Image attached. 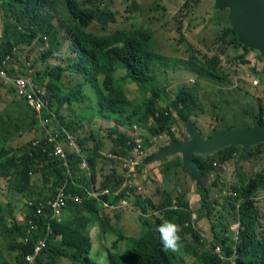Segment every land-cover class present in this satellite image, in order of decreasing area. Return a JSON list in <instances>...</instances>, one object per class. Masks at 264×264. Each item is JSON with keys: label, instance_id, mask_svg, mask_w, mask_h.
<instances>
[{"label": "trees", "instance_id": "trees-1", "mask_svg": "<svg viewBox=\"0 0 264 264\" xmlns=\"http://www.w3.org/2000/svg\"><path fill=\"white\" fill-rule=\"evenodd\" d=\"M61 2L66 4L73 18V22L65 24V27H68L66 43L70 50L67 65L62 59L68 51V48H63L61 26L64 22L56 24ZM0 10L3 18L0 62L8 56L13 58L7 67L10 75L17 73V70L23 72L19 48L33 45L37 41L48 46L45 59L57 57L59 61L58 65L46 70L42 75L36 74L32 80L36 90L47 103V108L42 112L43 118L50 117L56 130H60L59 142L64 144L66 152L64 159L50 157L49 152L56 147V143H50L44 138L45 130L38 127L37 112L13 90L14 87H11L14 99L22 102L27 112L32 114L31 127L39 132V136L31 142L30 147L22 151L14 147V140L10 141L5 137L0 139V192L3 188L2 180H7L10 185L9 192L15 190L16 194L28 197L36 205L45 204V207L43 214L37 217L35 210L25 209L26 218L20 222L12 214L10 205L0 199V239L8 243L7 249L13 256V262L3 259L0 264H13L15 258L14 264H27L26 257L34 254L38 240L42 239L49 229L47 247L36 264H60L61 259H67L70 264H99L90 257L94 250L91 236L94 225L100 228V239L109 243L104 247L107 264H186L178 254H187L191 257L192 264H264V206L262 211L257 207L262 203L257 193L264 188V170L249 180L241 178L230 188L237 196L234 198L227 193L222 202L217 198H210V191L205 186L199 187V203L205 212L212 236L211 243L208 244L200 241L201 234L195 225H192L193 212L189 201L182 194L178 195L176 200L169 198L158 206L148 200L149 197H135L132 202L140 212L138 218L143 227V233L139 237L125 236L123 229L118 225L119 213L111 209L108 210L115 214L113 217L105 213V204L115 206L122 198L130 199L126 191L118 197L106 195L100 200L91 196L93 188L97 186L98 160L106 161V158L101 156L98 145H91L96 140L92 131L89 132L91 136H86L83 131L85 134L77 136V140L73 137L77 148L70 145L62 129L74 136L81 130L83 122L68 120L63 114L65 107L71 109L75 104L96 103V118L99 116L115 124L113 134L116 137L109 138L113 143V156L126 158L132 154L135 140L121 131L120 127L134 128L133 124L145 121L150 124L151 137L167 134L171 141H176L178 138L176 139L175 132H172L177 130L176 126L181 125L184 130L180 127L179 132L186 136V122L195 125L192 117L197 118L200 114H197L200 106L197 86L180 88L174 99L168 98L166 88L153 86L157 80L155 64L162 63L164 59L152 45V31L133 29L97 34L92 31L95 25L100 26L102 31H107L111 24H117L118 16L110 8L101 10L87 0H0ZM126 19L128 22V17ZM179 33H182L181 29ZM215 41L221 53L228 48L233 52L241 50L243 54L235 57L237 60L240 56L244 63L245 53L253 51L238 43L229 25V16L227 26L221 29V36ZM180 42L185 43L183 33ZM188 48L190 47H187L190 54L188 64L197 67L200 78L211 81L226 79L217 55L199 56V53ZM119 73L123 75L118 76ZM256 76L261 83L264 82V73H257ZM119 81L122 84L130 81L136 85L146 94L143 100L138 102L131 99L125 87L119 85ZM89 89L91 92H88ZM91 94L95 96V102L91 99ZM161 101L166 103L165 108L161 107ZM245 114L247 115L238 117L239 120H250L248 126L251 125L253 116L264 125L262 104H258L255 115L252 111H246ZM234 124L232 120H225L218 129H229L222 127ZM14 139L16 140L15 137ZM238 151L243 160L256 154H261L264 159L263 144L256 146L247 155L241 147L231 146L206 159L197 155L193 159L201 170L209 174L215 172L214 161L225 164ZM173 158H169L167 163L188 172L182 157L178 160ZM36 174L41 175L43 187L34 182L33 176ZM124 179V176L112 179L108 174L101 187L116 191ZM59 188H63L67 196V208L61 216L53 217L47 203L55 200ZM76 198L80 201H76ZM174 201L178 205L177 209L170 208ZM214 205L221 206L218 216L213 212ZM150 207L155 212H151ZM156 212L158 214H155ZM165 220H171L181 226L183 248L178 254L161 250L160 238L155 234L154 226L162 224ZM30 221L39 227L31 235L28 234ZM233 225L237 226L235 235L230 231ZM25 238H29L28 243H25ZM216 247H219V253L215 251Z\"/></svg>", "mask_w": 264, "mask_h": 264}, {"label": "rangeland", "instance_id": "rangeland-1", "mask_svg": "<svg viewBox=\"0 0 264 264\" xmlns=\"http://www.w3.org/2000/svg\"><path fill=\"white\" fill-rule=\"evenodd\" d=\"M81 1L83 2V0ZM87 1L92 2L101 10L105 8L109 10L110 8L118 16L117 24H111L109 26L110 29L107 31H102L100 26L95 25L92 31L97 34L104 35L108 32L133 29H147L154 33L152 45L164 60L160 64H155L157 80L153 83V86L160 85V87L166 88L169 99H174L176 93L182 87L197 86L200 97V106L197 114H200L197 118L192 117V120L195 121L194 126L203 139L208 138L213 131L221 130L218 128L225 120H232L235 124L222 128L247 127L250 120H239L238 116L247 115L245 114L246 111H252L253 115H255L259 103L264 107V82L261 83L256 76L257 73H264V57L260 56L258 52L250 50L248 53H245L246 63H244L240 59V56L243 54L241 50L233 52L228 48L224 53L219 51V46L215 40L221 36V29L227 26L229 13H227V10H215L214 0ZM126 17L129 19L128 22ZM60 21L64 22V25L61 26V29H63V48L67 50L68 27H65V24L73 22V18L69 14L64 2L59 4L56 24L60 23ZM2 22L3 18L0 10V36L2 35ZM179 29L182 30L185 43L180 42L182 33H179ZM186 44H188L187 47H190L188 49L199 53V56L211 57L217 55L219 66L226 74V79L211 81L200 78L197 73V67L188 64L190 54L188 53ZM47 50L48 46L42 45L40 41L35 42L33 45L20 47L19 54L21 55V65L23 66L22 71L26 74L27 66L30 64L28 69L32 72L31 76L35 77L36 74L42 75L46 70L58 65L59 61L57 57L45 59ZM237 55L240 56L236 60L235 56ZM69 56L70 50L68 48L66 57H62L65 60V65H67V58ZM199 56L196 57L200 59ZM121 75L123 73H119L118 76ZM254 79L257 80V86H253L251 83ZM5 83L0 81V139L2 140L5 137L10 141L14 140V147H18L17 150L22 151L30 147L31 142L33 143V140L38 138L39 132L34 131V127H31L33 117L30 112H27L26 106L14 99V93L11 90L13 86ZM119 85L125 87L127 95L138 102L143 100L146 95L136 85L131 84L130 81L126 84H122L119 81ZM88 92H91V90L89 89ZM91 99L95 102L93 94H91ZM160 105L165 108L166 103L161 101ZM96 106V103L75 104L72 107L73 110L72 108L65 107L63 114L67 116L68 120H76L79 123L83 122L79 133L74 136L72 135L76 140L77 136L85 134L83 131L86 132V136H91L90 131L94 133L96 140L91 145H98L101 156L106 158V161L103 159L98 160L97 171L99 175L97 176V186L95 188H99V185L102 184V181H105V176L108 174L112 179L124 176V165L126 162L134 159L135 154L133 150L129 158L113 156V143L110 139L112 136H115L113 134L115 124L99 116L96 118ZM253 118L256 117L253 116L251 119ZM133 125H135L134 128L131 126L120 127V130L132 136L134 140L141 138L143 146L147 150H145V154L141 159L143 166H140L137 171V182H134L137 184L131 187L132 191L136 194H146L143 195L146 197H153L157 206L165 203L169 198L176 200L178 195H184L186 200L188 199L189 201L192 212L195 213L194 227L201 234L200 241L207 244L211 243L212 236L209 231V223L199 203V187L205 186L210 191V198H217L222 202L227 193L230 196H232L231 193H235L230 188L239 182L241 178L242 180H249L256 173L264 170L263 156L256 154V156L243 160L238 151L225 164L214 161L213 167L215 168V172L207 174L200 169L202 182L197 184L190 177L189 172L183 168H174V166L167 163L168 159L151 164L144 163L146 158L157 153L162 147L169 146L173 141H171L169 135L165 134L161 135L163 139L154 145L151 143L153 137L149 135L150 124L142 121ZM180 127L184 130L180 125L176 126L177 130L172 131L175 132L176 139L178 138L176 141H182L188 137L186 129V136L180 134ZM176 156L172 158L178 160L182 157L181 155ZM33 178L35 183L40 184V187L44 186L40 174L34 175ZM2 186L0 199L10 205V210L17 220L24 221L26 218L25 208L27 210H34L36 203L33 200H29L28 197L14 194L12 191L9 193L8 187L10 185H8L7 180H2ZM44 190L47 191V189ZM110 191L116 192L112 189ZM134 193H132L133 197H130L131 199L128 198V200L132 201L137 197ZM257 196L262 201L257 207L262 211L264 206V188L257 193ZM30 203L34 205H30ZM2 206L5 209V206ZM129 210H132V212L126 211L124 213L122 211L119 213L120 219L124 213L119 226L123 229L126 236L139 237L143 232V227L139 221L138 214L133 209ZM220 210V205L213 206V212L217 216ZM150 211L155 212L151 210V207ZM105 213L111 217L115 215L108 209H106ZM159 225L154 226L157 236L159 235L157 231ZM235 230H237V226L233 225L230 231L234 235L236 233ZM215 231H217V228H215ZM91 233L94 250L91 252L90 257L99 264H107L108 259L105 255L104 247L106 244L109 245V243L100 239V228L96 225L93 226ZM111 238L116 239L115 236H111ZM7 248L8 243L6 244L0 239V261L7 259L13 262V256ZM178 256L186 264L193 263L191 257H188L187 254H178ZM60 264H70V261L61 259Z\"/></svg>", "mask_w": 264, "mask_h": 264}, {"label": "water", "instance_id": "water-1", "mask_svg": "<svg viewBox=\"0 0 264 264\" xmlns=\"http://www.w3.org/2000/svg\"><path fill=\"white\" fill-rule=\"evenodd\" d=\"M214 9L228 10L229 25L238 43L264 56V0H214ZM185 125L186 139L162 147L144 163L161 162L181 155L190 177L200 184L202 173L193 159L194 155L207 158L231 146L241 147L247 155L254 147L264 145V125L257 118L251 120V126L215 130L206 139L202 138L194 124L186 122Z\"/></svg>", "mask_w": 264, "mask_h": 264}, {"label": "built area", "instance_id": "built-area-1", "mask_svg": "<svg viewBox=\"0 0 264 264\" xmlns=\"http://www.w3.org/2000/svg\"><path fill=\"white\" fill-rule=\"evenodd\" d=\"M13 58L11 56H8L5 60L0 62V80L2 82H6L14 87L15 92L22 98L26 100L30 104V106L33 108L34 111L37 112V118L39 119V127L45 130L44 138H47L50 143H56V147L49 152L50 157H60V158H66V152L64 148V144L59 142V139H61V132L60 130H55L53 128H49V126H52V119L50 117L43 118L42 112L47 108V103L44 100V98L40 95V92L36 90L35 85L32 80V72L29 71L28 67H30V64L27 66L26 74L25 72H19L17 69V73L14 75H10L7 67L11 63ZM253 86H257V80L254 79L251 82ZM49 113H52L51 110H49ZM53 116V113H52ZM264 121V118H263ZM62 132L66 135L67 140H69L70 145L72 147H76L77 145L73 139V136L69 134L65 129H62ZM163 137H154L151 140L152 144H157L159 140H162ZM134 159H131L130 161L126 162L124 165V174L126 178L125 186L131 185V182H136V176L137 171L140 166H142L141 159L145 154L143 142L141 138H137L135 140V146H134ZM100 188H93V191L91 193V196L97 200H100L102 196L110 195L111 192L108 189H104L102 191H99ZM233 197H236V193H231ZM76 201H80L79 198L75 199ZM30 205H34L33 203H30ZM45 207V204H38L34 205V210L36 212V215H42L43 214V208ZM47 207L50 209L51 213H53V217L61 216L62 213L66 211L67 208V196L64 192L63 188L58 189L57 196L55 200L49 201L47 203ZM106 208H110L109 205L105 204ZM119 207L126 208L129 207L126 200H123ZM171 209H177L178 205L176 201L173 202ZM33 210V211H34ZM157 213V212H156ZM158 214V213H157ZM192 215V225H195V216ZM29 224H31V228L28 231V234H32L33 232L38 230V225L35 224L33 221H30ZM50 232V229L48 233ZM48 233L42 238L39 239L35 248H34V254L28 255L26 257L27 264H36L39 256L44 251V249L47 247V236ZM25 243L29 242V238H25ZM215 251L217 253L220 252L219 247L215 248Z\"/></svg>", "mask_w": 264, "mask_h": 264}, {"label": "clouds", "instance_id": "clouds-1", "mask_svg": "<svg viewBox=\"0 0 264 264\" xmlns=\"http://www.w3.org/2000/svg\"><path fill=\"white\" fill-rule=\"evenodd\" d=\"M161 250L167 252H179L183 248V240L180 235L181 226L171 220H165L157 227Z\"/></svg>", "mask_w": 264, "mask_h": 264}, {"label": "crops", "instance_id": "crops-1", "mask_svg": "<svg viewBox=\"0 0 264 264\" xmlns=\"http://www.w3.org/2000/svg\"><path fill=\"white\" fill-rule=\"evenodd\" d=\"M38 127H39V124H38ZM40 128V127H39ZM51 128H53V129H55V127L52 125L51 126ZM197 164V163H196ZM198 165V164H197ZM98 175H99V173H98ZM123 175H124V178H125V174L123 173ZM103 182V181H102ZM125 182H126V178L124 179V181H123V183H122V186H120L117 190H116V192H111V194L110 195H107V196H115V197H118V196H120V194L122 193V192H124V191H126V195H128L129 197H133V194L132 193H134V191H132V189H131V187L132 186H134L135 184H137V183H133V182H131V185H126L125 186ZM137 182V181H136ZM127 187H129V188H127ZM99 188H100V190L99 191H102V190H104V189H108V190H110L109 188H102L101 187V185H99ZM141 188V187H140ZM8 192H9V187H8ZM14 194H16V192H15V190H13L12 191ZM10 193V192H9ZM135 195H141V196H143V195H146V194H136V193H134ZM16 195H18V194H16ZM103 197V196H102ZM144 197V199L145 198H147L146 196H143ZM149 197V199L154 203V205H156V201H155V199L153 198V197H150V196H148ZM131 199V198H130ZM123 200H126V202L128 203V205H129V207H126V208H121V207H119V205H120V203L123 201ZM188 200V199H187ZM107 205H109L110 206V208H106V209H111V210H114V211H116L117 213H120V212H122V211H124V213L126 212V211H128V212H132V210H129V209H133L137 214H138V216H139V214H140V212H138V210L135 208V206H134V204H133V202L132 201H130V200H128L127 198H122L120 201H119V203L117 204V205H115V206H113V205H110V204H107ZM26 209V208H25ZM65 213V212H64ZM123 213V214H124ZM123 214L121 215V219H119L118 221H119V224L118 225H120V223L122 222V216H123ZM195 213H193V215H194ZM64 216V215H63ZM147 216H150V215H147ZM195 216V215H194ZM120 217V216H119ZM17 221H20V220H17ZM23 221V220H22ZM22 221H20V222H22ZM140 221V220H139ZM140 223H141V221H140ZM194 226V225H193ZM143 233V232H142ZM141 233V234H142ZM91 236H92V233H91ZM126 236V235H125ZM126 237H128V236H126Z\"/></svg>", "mask_w": 264, "mask_h": 264}, {"label": "bare ground", "instance_id": "bare-ground-1", "mask_svg": "<svg viewBox=\"0 0 264 264\" xmlns=\"http://www.w3.org/2000/svg\"><path fill=\"white\" fill-rule=\"evenodd\" d=\"M228 11V10H227Z\"/></svg>", "mask_w": 264, "mask_h": 264}]
</instances>
